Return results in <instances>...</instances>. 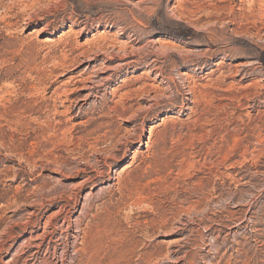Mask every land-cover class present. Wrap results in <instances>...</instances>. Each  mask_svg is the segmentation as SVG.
Returning <instances> with one entry per match:
<instances>
[{"label":"rangeland","instance_id":"1","mask_svg":"<svg viewBox=\"0 0 264 264\" xmlns=\"http://www.w3.org/2000/svg\"><path fill=\"white\" fill-rule=\"evenodd\" d=\"M0 264H264V0H0Z\"/></svg>","mask_w":264,"mask_h":264},{"label":"bare ground","instance_id":"2","mask_svg":"<svg viewBox=\"0 0 264 264\" xmlns=\"http://www.w3.org/2000/svg\"><path fill=\"white\" fill-rule=\"evenodd\" d=\"M128 53V52H127ZM131 53V52H130ZM125 58L127 59V58H129V56H125ZM123 60H125V59H123ZM130 61H132V60H130ZM134 61V60H133ZM124 62H127V60L126 61H124ZM123 63V62H122ZM128 63V62H127ZM130 63V62H129ZM151 129H149V131H150Z\"/></svg>","mask_w":264,"mask_h":264}]
</instances>
